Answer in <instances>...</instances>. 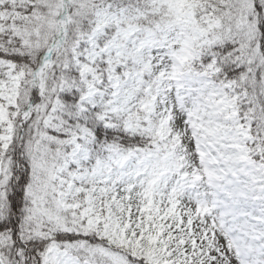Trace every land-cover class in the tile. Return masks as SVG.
Instances as JSON below:
<instances>
[{
    "label": "snow or ice",
    "instance_id": "obj_1",
    "mask_svg": "<svg viewBox=\"0 0 264 264\" xmlns=\"http://www.w3.org/2000/svg\"><path fill=\"white\" fill-rule=\"evenodd\" d=\"M0 264H264V0H0Z\"/></svg>",
    "mask_w": 264,
    "mask_h": 264
}]
</instances>
